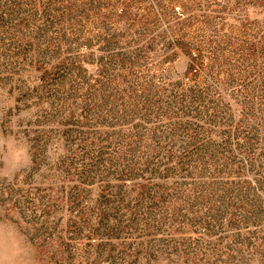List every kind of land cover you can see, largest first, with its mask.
Here are the masks:
<instances>
[{
  "label": "rangeland",
  "instance_id": "rangeland-1",
  "mask_svg": "<svg viewBox=\"0 0 264 264\" xmlns=\"http://www.w3.org/2000/svg\"><path fill=\"white\" fill-rule=\"evenodd\" d=\"M0 89L41 264H264V0H0Z\"/></svg>",
  "mask_w": 264,
  "mask_h": 264
},
{
  "label": "clouds",
  "instance_id": "clouds-1",
  "mask_svg": "<svg viewBox=\"0 0 264 264\" xmlns=\"http://www.w3.org/2000/svg\"><path fill=\"white\" fill-rule=\"evenodd\" d=\"M4 89H0L3 95ZM13 98L0 100V120L15 108ZM26 117L18 116L15 125L8 120V130H0V180L14 182L16 176L33 168L31 144L21 134ZM54 161L49 160V163ZM0 264H41L38 251L26 231L6 218H0Z\"/></svg>",
  "mask_w": 264,
  "mask_h": 264
}]
</instances>
